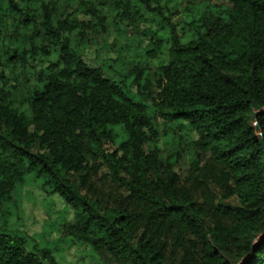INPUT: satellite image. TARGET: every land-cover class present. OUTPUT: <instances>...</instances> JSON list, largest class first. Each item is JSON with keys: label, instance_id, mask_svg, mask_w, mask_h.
<instances>
[{"label": "trees", "instance_id": "trees-1", "mask_svg": "<svg viewBox=\"0 0 264 264\" xmlns=\"http://www.w3.org/2000/svg\"><path fill=\"white\" fill-rule=\"evenodd\" d=\"M217 1L0 0V205L42 180L100 264H264V0ZM25 243L0 264H59Z\"/></svg>", "mask_w": 264, "mask_h": 264}, {"label": "rangeland", "instance_id": "rangeland-1", "mask_svg": "<svg viewBox=\"0 0 264 264\" xmlns=\"http://www.w3.org/2000/svg\"><path fill=\"white\" fill-rule=\"evenodd\" d=\"M207 0H178V14L173 23L178 24L184 12ZM210 6L221 5L222 1L209 0ZM224 5L229 6L228 3ZM111 16V17H110ZM110 35H101L99 45L107 43L115 49H145L150 42L149 28L156 30V24L140 22L128 29L120 18L109 14ZM120 27L124 30L120 32ZM106 39V41H105ZM96 47V46H95ZM159 62L150 63L155 70ZM40 179L30 178L13 195L10 202L0 205V233L25 239L29 253L50 250L59 264H100L95 260L89 246L65 237L68 224L74 222L76 211L58 194H50L43 188Z\"/></svg>", "mask_w": 264, "mask_h": 264}, {"label": "water", "instance_id": "water-1", "mask_svg": "<svg viewBox=\"0 0 264 264\" xmlns=\"http://www.w3.org/2000/svg\"><path fill=\"white\" fill-rule=\"evenodd\" d=\"M258 130L261 132V130H260L259 128H258ZM262 239H264V235H262V236L260 237L259 242H261ZM253 253H255V248H254V250H253ZM247 260H248V259H246L242 264H244L245 262H247Z\"/></svg>", "mask_w": 264, "mask_h": 264}]
</instances>
